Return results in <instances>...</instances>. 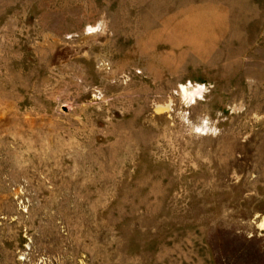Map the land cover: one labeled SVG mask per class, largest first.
<instances>
[{"label": "rangeland", "instance_id": "1", "mask_svg": "<svg viewBox=\"0 0 264 264\" xmlns=\"http://www.w3.org/2000/svg\"><path fill=\"white\" fill-rule=\"evenodd\" d=\"M0 264H264V0H0Z\"/></svg>", "mask_w": 264, "mask_h": 264}]
</instances>
